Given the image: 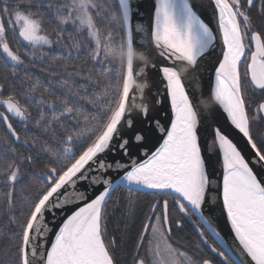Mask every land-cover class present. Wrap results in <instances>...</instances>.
<instances>
[{
    "label": "snow or ice",
    "instance_id": "6c2138e0",
    "mask_svg": "<svg viewBox=\"0 0 264 264\" xmlns=\"http://www.w3.org/2000/svg\"><path fill=\"white\" fill-rule=\"evenodd\" d=\"M0 126V264H264V0H0Z\"/></svg>",
    "mask_w": 264,
    "mask_h": 264
},
{
    "label": "water",
    "instance_id": "95a60500",
    "mask_svg": "<svg viewBox=\"0 0 264 264\" xmlns=\"http://www.w3.org/2000/svg\"><path fill=\"white\" fill-rule=\"evenodd\" d=\"M135 2V0H134ZM152 0H139V4H140V10L141 13H146L148 11L149 6L151 5ZM210 16V10L208 11V13L205 14V19L207 20ZM144 19H146V17H143ZM135 23V21H134ZM137 63H140L139 60H137ZM142 79H146L149 83L155 82L156 86H159V74L155 69H151L149 68L147 70V76L145 78ZM162 90V89H161ZM200 90L203 91L204 96L203 99H198V105L201 108H204L207 105L211 104V100H210V96H209V91H210V84H209V80H208V76L205 74L204 79L200 85ZM146 93L148 94V103H149V107H150V115H159L160 119L162 120V122L167 123L168 117L170 115V112L168 111V105L165 102L162 105L157 106L156 108L152 107V103H151V98L155 97L156 91H155V87H150L149 89H146ZM137 103H139V100L136 101ZM218 112V120L220 122L221 125L225 126L226 130L228 129V125L226 124V121L223 119V114H222V110L217 109ZM134 118L135 119H139L138 116H136L134 114ZM219 168L217 167L215 169V172L218 174L219 173ZM115 176V174H113ZM220 229L222 230L224 235H228V227L225 224V222L223 220H221L220 222Z\"/></svg>",
    "mask_w": 264,
    "mask_h": 264
},
{
    "label": "trees",
    "instance_id": "16d2710c",
    "mask_svg": "<svg viewBox=\"0 0 264 264\" xmlns=\"http://www.w3.org/2000/svg\"><path fill=\"white\" fill-rule=\"evenodd\" d=\"M32 72L36 73V75L40 76L41 79L45 78L46 74L45 73H41L39 71V69H32L31 70ZM16 126L19 128L20 125L19 124H16ZM0 129H2V126H0ZM125 196H127V193H124ZM135 199H137L141 205H143L144 203L146 202H149V201H152L154 198L153 197H144V196H137L135 197ZM113 227L114 225L110 224L109 226V235L111 236L112 234V231H113ZM138 228V223L134 224V225H130L128 228H127V231L128 233L130 234V237L129 239L126 241V244H127V251L130 252L131 251V248H132V238H134L135 236V232Z\"/></svg>",
    "mask_w": 264,
    "mask_h": 264
},
{
    "label": "flooded vegetation",
    "instance_id": "af4514ba",
    "mask_svg": "<svg viewBox=\"0 0 264 264\" xmlns=\"http://www.w3.org/2000/svg\"><path fill=\"white\" fill-rule=\"evenodd\" d=\"M171 203V202H170Z\"/></svg>",
    "mask_w": 264,
    "mask_h": 264
}]
</instances>
